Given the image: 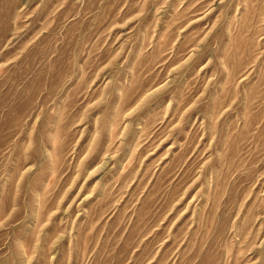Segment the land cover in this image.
<instances>
[{"label":"rangeland","instance_id":"rangeland-1","mask_svg":"<svg viewBox=\"0 0 264 264\" xmlns=\"http://www.w3.org/2000/svg\"><path fill=\"white\" fill-rule=\"evenodd\" d=\"M0 264H264V0H0Z\"/></svg>","mask_w":264,"mask_h":264}]
</instances>
